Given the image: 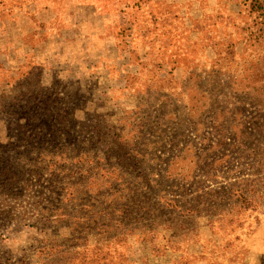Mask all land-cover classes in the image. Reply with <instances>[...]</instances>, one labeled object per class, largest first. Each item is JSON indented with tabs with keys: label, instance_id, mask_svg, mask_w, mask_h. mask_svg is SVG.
<instances>
[{
	"label": "rangeland",
	"instance_id": "obj_1",
	"mask_svg": "<svg viewBox=\"0 0 264 264\" xmlns=\"http://www.w3.org/2000/svg\"><path fill=\"white\" fill-rule=\"evenodd\" d=\"M0 264H264V0H0Z\"/></svg>",
	"mask_w": 264,
	"mask_h": 264
}]
</instances>
